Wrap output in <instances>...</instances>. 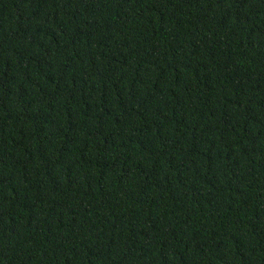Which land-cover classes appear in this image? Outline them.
Instances as JSON below:
<instances>
[{
	"label": "trees",
	"instance_id": "16d2710c",
	"mask_svg": "<svg viewBox=\"0 0 264 264\" xmlns=\"http://www.w3.org/2000/svg\"><path fill=\"white\" fill-rule=\"evenodd\" d=\"M0 264H264V0H0Z\"/></svg>",
	"mask_w": 264,
	"mask_h": 264
}]
</instances>
